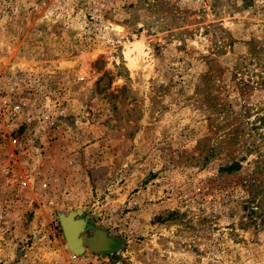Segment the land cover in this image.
I'll use <instances>...</instances> for the list:
<instances>
[{
	"label": "rangeland",
	"instance_id": "obj_1",
	"mask_svg": "<svg viewBox=\"0 0 264 264\" xmlns=\"http://www.w3.org/2000/svg\"><path fill=\"white\" fill-rule=\"evenodd\" d=\"M262 167L264 0H0V264H264Z\"/></svg>",
	"mask_w": 264,
	"mask_h": 264
},
{
	"label": "bare ground",
	"instance_id": "obj_2",
	"mask_svg": "<svg viewBox=\"0 0 264 264\" xmlns=\"http://www.w3.org/2000/svg\"><path fill=\"white\" fill-rule=\"evenodd\" d=\"M115 29L119 33H122V27L118 26V27H115ZM74 216H76V212L69 216L68 215L64 216L63 226L65 229L67 241L69 245L71 246V249L75 253H79L85 249L84 245L82 244L83 236L85 235L82 234L81 236H79L78 233L80 231L81 223L77 219L74 220ZM95 231L96 233L94 237H92L91 239L85 238L84 241L90 243L91 246H93L94 248L100 249V250L105 249V247L112 246V241H110L102 231L100 230H95Z\"/></svg>",
	"mask_w": 264,
	"mask_h": 264
},
{
	"label": "water",
	"instance_id": "obj_3",
	"mask_svg": "<svg viewBox=\"0 0 264 264\" xmlns=\"http://www.w3.org/2000/svg\"><path fill=\"white\" fill-rule=\"evenodd\" d=\"M79 212H80V211L77 210V211H76V214L79 213ZM73 213H75V212H74V211H71V212H69L67 215L69 216V215H71V214H73ZM59 219H60L61 229H62V232H63V236H64V239H65V242H66L67 246L70 248L71 246L69 245V243H68V241H67V237H66L65 229H64V226H63V216H60ZM95 233H96V231H94V232L92 233V235H90V236L84 234L85 236H83V240H82V242H83L82 244L84 245V248H87V249L92 250V251H99V252H105V251L109 250L110 247H105V249H103V250H100V249L94 248L93 246L90 245V243L84 241L85 238H86V239H91L92 237H94Z\"/></svg>",
	"mask_w": 264,
	"mask_h": 264
},
{
	"label": "trees",
	"instance_id": "obj_4",
	"mask_svg": "<svg viewBox=\"0 0 264 264\" xmlns=\"http://www.w3.org/2000/svg\"><path fill=\"white\" fill-rule=\"evenodd\" d=\"M262 168H264V167H262ZM229 169H235V166L233 165V166L229 167ZM262 198H264V196H262L261 199H262ZM253 199H254V198H253ZM259 204H260V200L257 201V206H258Z\"/></svg>",
	"mask_w": 264,
	"mask_h": 264
}]
</instances>
